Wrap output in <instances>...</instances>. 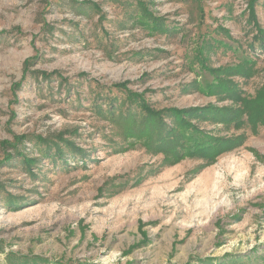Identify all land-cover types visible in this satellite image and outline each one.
Returning a JSON list of instances; mask_svg holds the SVG:
<instances>
[{
	"label": "rangeland",
	"instance_id": "374dc122",
	"mask_svg": "<svg viewBox=\"0 0 264 264\" xmlns=\"http://www.w3.org/2000/svg\"><path fill=\"white\" fill-rule=\"evenodd\" d=\"M258 25L264 0H0V264H264L262 122L190 120L244 138L213 162L108 113L230 107L214 71L244 57L230 77L255 96Z\"/></svg>",
	"mask_w": 264,
	"mask_h": 264
},
{
	"label": "trees",
	"instance_id": "16d2710c",
	"mask_svg": "<svg viewBox=\"0 0 264 264\" xmlns=\"http://www.w3.org/2000/svg\"><path fill=\"white\" fill-rule=\"evenodd\" d=\"M255 2H257V0H252V5H254ZM251 8L254 12L253 6H251ZM258 33L262 40L261 48L264 49V30L259 25ZM255 71V61L250 57L242 58L239 60V63L233 66L222 67L214 71L218 76L217 86H215V88L213 87L214 89L211 91L217 94L220 99L223 97L225 98V96L232 99L233 105L230 107L206 106L184 110L167 109L156 111L152 109L148 103L143 102L142 104L140 103V106L142 107L144 117L140 124L137 122L136 114L131 112V108L127 109L128 112H124L120 109V111H118V108L112 105L108 109V113L111 114L114 124L123 123L129 126L130 131L128 136L135 137L145 134L148 140L147 143L159 151H163L166 154V158L177 159L185 155H198L214 162L215 158H217L221 152L227 151L232 146L242 145L244 143V138L241 135L232 138H211L206 136L207 134L205 131L197 129L190 120L199 118L211 121L214 120L215 122L225 123V126H228L232 122H237L239 124L245 122L244 117L248 115V118L253 124L257 123L259 125V122H262L264 126V85L257 90L255 96H244L239 83L230 77L232 73L249 77L252 76ZM37 73L39 72L37 71ZM116 87L120 86L117 85ZM208 87L212 88L211 85ZM128 92L127 98L130 99V101H140L138 94L132 91ZM168 117L170 122L167 121ZM141 124L146 125L145 130L139 127ZM138 129L140 133H136ZM36 138L37 143H44L51 149L52 145L47 143L48 140L46 138L42 136H37ZM27 139H29V135L20 138L22 141ZM67 142L65 143L73 149L74 146L69 144V141ZM54 144L58 147L57 151L60 157H64V152L60 145H58L57 142H54ZM55 154L56 152L53 153L50 150L49 153H46L48 156H54ZM25 161L28 165H33V163H35V159H30L26 156ZM237 260H239V258L236 259V262ZM27 261L28 260H26L24 264H28Z\"/></svg>",
	"mask_w": 264,
	"mask_h": 264
}]
</instances>
